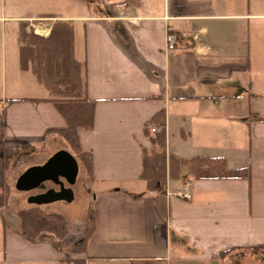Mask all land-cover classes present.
<instances>
[{
    "label": "crops",
    "instance_id": "crops-1",
    "mask_svg": "<svg viewBox=\"0 0 264 264\" xmlns=\"http://www.w3.org/2000/svg\"><path fill=\"white\" fill-rule=\"evenodd\" d=\"M56 21L71 25L95 103L92 129L78 133L92 155L94 231L83 253L66 254L0 216V264H219L264 251V0H0V177L5 159L60 144L65 123L49 90L20 68L21 23L46 37ZM159 111L167 156L182 164L166 194L151 195L144 127ZM216 159L248 179L192 173ZM186 184L189 199L178 195Z\"/></svg>",
    "mask_w": 264,
    "mask_h": 264
},
{
    "label": "trees",
    "instance_id": "trees-1",
    "mask_svg": "<svg viewBox=\"0 0 264 264\" xmlns=\"http://www.w3.org/2000/svg\"><path fill=\"white\" fill-rule=\"evenodd\" d=\"M72 40V28L68 22H53L46 37L36 35L28 23H21L20 68L23 72H30L39 84L49 90L51 95L49 100L65 123V127L57 134L66 144L67 152L74 157L81 170L88 176L92 172V155L81 150L78 133L79 130L92 129L95 103L87 97L86 81L83 79L84 65L73 59ZM164 126V112L159 111L144 127L152 148L142 149L143 182L145 191L151 195L166 194L167 175H176L182 164V161L167 156ZM153 128L160 130L152 133ZM8 162H11V159L4 160L3 175L0 177V216L5 227H11L6 223L3 215L11 194L6 178L11 172ZM191 167L195 177L201 179H248L247 169L235 173L227 172L221 159L198 161L196 164H191ZM15 218L14 228L29 241L41 242L46 240V234H51L63 243L62 245L54 243L57 251L73 255L81 254L86 250L95 226L91 207L88 208L83 219L81 236L73 241L69 233L68 221L63 215L45 213L33 207L18 211ZM62 264H85V261L65 259Z\"/></svg>",
    "mask_w": 264,
    "mask_h": 264
},
{
    "label": "rangeland",
    "instance_id": "rangeland-1",
    "mask_svg": "<svg viewBox=\"0 0 264 264\" xmlns=\"http://www.w3.org/2000/svg\"><path fill=\"white\" fill-rule=\"evenodd\" d=\"M55 147L56 150L54 147H50L43 153L35 151L34 154L32 153L31 155L18 154L12 157L9 167L11 172L6 177L11 188V194L3 215L7 221L6 223L11 227H15V215L20 210L36 207L45 213L60 214L68 221L70 229L69 233L71 238H73V236L77 234V229L81 227L80 220L84 216L86 209L89 206H93V198L96 194L95 188L92 185L87 186L85 184L87 181V175L79 166L76 181L74 185L71 186V189L74 192V201L72 203L57 202L43 206L31 205L28 203V197L45 192V190L50 187V184L46 183L44 189L38 187L30 191H20L16 187L18 177L26 169L44 164L56 152H67L66 144L62 140L60 141V144ZM45 237L47 240L53 241L55 244H63L51 234H46ZM219 264H264V251L258 250L252 252L228 253L221 258Z\"/></svg>",
    "mask_w": 264,
    "mask_h": 264
},
{
    "label": "water",
    "instance_id": "water-1",
    "mask_svg": "<svg viewBox=\"0 0 264 264\" xmlns=\"http://www.w3.org/2000/svg\"><path fill=\"white\" fill-rule=\"evenodd\" d=\"M79 167L74 157L66 152L59 151L52 155L44 164L26 169L17 179L16 187L20 191H30L38 188L45 182L57 184L59 189H49L43 193L28 197V203L36 206L49 205L57 202L71 203L74 185ZM63 179L68 186L64 187L59 181Z\"/></svg>",
    "mask_w": 264,
    "mask_h": 264
},
{
    "label": "built area",
    "instance_id": "built-area-1",
    "mask_svg": "<svg viewBox=\"0 0 264 264\" xmlns=\"http://www.w3.org/2000/svg\"><path fill=\"white\" fill-rule=\"evenodd\" d=\"M165 43H166V47L169 51L173 50L174 47H175V37L170 34V33H167L166 35V38H165ZM186 192L182 195V194H178L179 196L185 198V199H189L190 198V193H189V184H186Z\"/></svg>",
    "mask_w": 264,
    "mask_h": 264
},
{
    "label": "flooded vegetation",
    "instance_id": "flooded-vegetation-1",
    "mask_svg": "<svg viewBox=\"0 0 264 264\" xmlns=\"http://www.w3.org/2000/svg\"><path fill=\"white\" fill-rule=\"evenodd\" d=\"M59 181H61L63 183L64 187H70V186L67 185V183L63 179H60ZM46 183L50 184V187L47 190H49V189L58 190L59 189L57 184H54L53 182H50V181L41 184L39 186V188L44 189V186H45ZM47 190H45V191H47Z\"/></svg>",
    "mask_w": 264,
    "mask_h": 264
}]
</instances>
